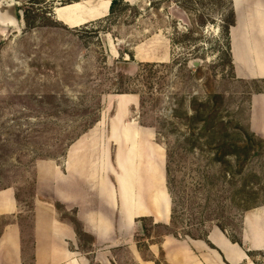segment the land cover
Wrapping results in <instances>:
<instances>
[{
	"label": "rangeland",
	"instance_id": "obj_1",
	"mask_svg": "<svg viewBox=\"0 0 264 264\" xmlns=\"http://www.w3.org/2000/svg\"><path fill=\"white\" fill-rule=\"evenodd\" d=\"M13 1L32 26L24 21L21 34L0 32V206L14 197L25 213L0 216V237L18 221L30 246L37 164L64 166L73 142L103 119L105 127L117 102L128 99L136 103L124 110L126 122L135 118L153 128L166 162L171 152L166 182L173 221L145 227L140 220L141 245L158 243L165 233L203 236L213 227L237 239L243 217L264 212V91L255 92L264 90V82L253 84L236 72L218 12L200 27L197 0L195 11L173 0H124L114 14L73 28V10L88 0ZM90 1L106 9L110 0ZM258 51L260 67L264 47ZM211 114L216 119L210 129L227 125L226 150L203 131ZM55 207L79 243L89 245L75 213ZM125 260L131 264L128 254ZM259 261L264 264V256Z\"/></svg>",
	"mask_w": 264,
	"mask_h": 264
},
{
	"label": "crops",
	"instance_id": "obj_2",
	"mask_svg": "<svg viewBox=\"0 0 264 264\" xmlns=\"http://www.w3.org/2000/svg\"><path fill=\"white\" fill-rule=\"evenodd\" d=\"M232 2L236 26L231 29L230 39L236 72L246 79L264 80V56L259 58V66L263 63L260 67L255 59L264 47V0ZM90 3H77L73 28L108 16L111 0L106 9L97 4L91 9L94 5ZM54 14L64 23L57 11ZM135 100L128 99L125 104L118 101L117 113L104 123L105 127L103 119L76 139L63 168L56 161L37 164L31 244L25 243L18 221L8 223L0 237V264H127V254L131 264H261L264 212L247 213L237 239L218 227L198 237L165 233L158 243L147 239V244L141 245L136 239L140 220L145 227H169L173 218L166 182V150L157 143L153 128L135 118L126 122L122 115L135 106ZM126 188L133 191L126 193ZM56 203L75 213L83 233L91 240L89 245H81L77 231L60 219ZM0 211V216L15 219L24 215L14 197L1 205ZM147 238H153L151 233Z\"/></svg>",
	"mask_w": 264,
	"mask_h": 264
},
{
	"label": "trees",
	"instance_id": "obj_3",
	"mask_svg": "<svg viewBox=\"0 0 264 264\" xmlns=\"http://www.w3.org/2000/svg\"><path fill=\"white\" fill-rule=\"evenodd\" d=\"M175 2V4L181 6L183 9L185 10H198L201 9V11H199V13L197 14L196 18H197V24L200 27L205 26L208 22L211 21V12H218L221 15V30L223 32V35L225 37V39H229L230 37V32L231 29L233 27L236 26V14H235V10L233 7V2L232 0H197L195 1V4L198 6L195 8V4L193 2V0H173ZM124 0H113L111 7H110V13L114 14V12L116 11V8L119 6V4H123ZM127 6H124V8H126ZM25 24L27 28H30L32 26V23L30 21V17L29 15H25L24 18ZM264 81H258V80H253L252 83L253 84H258V83H262ZM264 90H256V93H263ZM121 93L123 94H127V91H122ZM216 117L215 115H210L209 117L205 118V125L203 126V131L209 133L210 137L213 139V142L215 144H217L219 146V148H222L224 150L228 149L229 147H231L228 143V129H227V125L223 124V123H219L220 127L218 128V124L215 127V129H210L212 123L215 121ZM191 122H195V119H190ZM264 148V146H263ZM245 154L247 157V154H249L250 149H246L245 150ZM257 155H261L260 152H258ZM245 157V158H246ZM171 152L169 151L167 153V162H166V174L167 177L171 172ZM32 208V207H31ZM32 210V209H31ZM78 233V232H77ZM251 259L253 258L252 255H250ZM253 260V259H252ZM254 261V260H253Z\"/></svg>",
	"mask_w": 264,
	"mask_h": 264
},
{
	"label": "water",
	"instance_id": "obj_4",
	"mask_svg": "<svg viewBox=\"0 0 264 264\" xmlns=\"http://www.w3.org/2000/svg\"><path fill=\"white\" fill-rule=\"evenodd\" d=\"M176 10H181L175 6ZM24 28V15L22 10L19 9V4L15 1L0 0V32L7 35L14 33L21 34ZM119 65L135 66V63L120 62ZM138 231L144 235L143 225L141 222L137 223Z\"/></svg>",
	"mask_w": 264,
	"mask_h": 264
},
{
	"label": "bare ground",
	"instance_id": "obj_5",
	"mask_svg": "<svg viewBox=\"0 0 264 264\" xmlns=\"http://www.w3.org/2000/svg\"><path fill=\"white\" fill-rule=\"evenodd\" d=\"M59 19V18H58ZM129 173V172H128ZM130 179V178H129ZM128 179V180H129ZM127 180V179H126ZM125 181V180H124ZM132 182V181H131ZM130 188V187H129ZM129 188H126L124 191L126 192V193H128V192H131V191H133L132 189H129Z\"/></svg>",
	"mask_w": 264,
	"mask_h": 264
}]
</instances>
